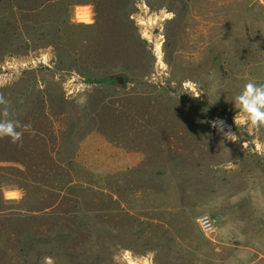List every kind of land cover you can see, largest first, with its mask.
Wrapping results in <instances>:
<instances>
[{
	"label": "rangeland",
	"instance_id": "374dc122",
	"mask_svg": "<svg viewBox=\"0 0 264 264\" xmlns=\"http://www.w3.org/2000/svg\"><path fill=\"white\" fill-rule=\"evenodd\" d=\"M249 80L264 0H0V264H264Z\"/></svg>",
	"mask_w": 264,
	"mask_h": 264
},
{
	"label": "clouds",
	"instance_id": "9594fccd",
	"mask_svg": "<svg viewBox=\"0 0 264 264\" xmlns=\"http://www.w3.org/2000/svg\"><path fill=\"white\" fill-rule=\"evenodd\" d=\"M234 107L244 117L243 120L234 117L235 126H246L252 130L260 131L264 129V84H257L249 80L243 91L235 97ZM223 123V122H221ZM212 126L216 127L217 122L213 121ZM30 128V125H23L14 118L11 111V104L3 94H0V138H9L12 143L17 144L22 141L23 130ZM224 132L223 128H218ZM227 139L237 141L239 138L231 130L224 132ZM264 155V152H261Z\"/></svg>",
	"mask_w": 264,
	"mask_h": 264
},
{
	"label": "built area",
	"instance_id": "2783aa9c",
	"mask_svg": "<svg viewBox=\"0 0 264 264\" xmlns=\"http://www.w3.org/2000/svg\"><path fill=\"white\" fill-rule=\"evenodd\" d=\"M199 224H200L202 230L204 231V233H206V234H210L214 230V226H213L211 220L207 217L200 219Z\"/></svg>",
	"mask_w": 264,
	"mask_h": 264
}]
</instances>
